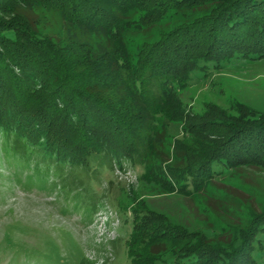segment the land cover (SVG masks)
Instances as JSON below:
<instances>
[{"label": "trees", "instance_id": "1", "mask_svg": "<svg viewBox=\"0 0 264 264\" xmlns=\"http://www.w3.org/2000/svg\"><path fill=\"white\" fill-rule=\"evenodd\" d=\"M128 36L144 38L135 54ZM259 59L264 0H0V130L57 169L127 158L144 183L193 197L225 170L264 169V113L235 101L197 114L177 90ZM127 217L131 264H264V204L231 240L143 206Z\"/></svg>", "mask_w": 264, "mask_h": 264}, {"label": "rangeland", "instance_id": "2", "mask_svg": "<svg viewBox=\"0 0 264 264\" xmlns=\"http://www.w3.org/2000/svg\"><path fill=\"white\" fill-rule=\"evenodd\" d=\"M179 20L181 14L169 12L162 22ZM127 39L133 54L144 40ZM192 78L177 90L192 112L202 113L210 102L228 110L237 101L264 113V59L232 61ZM182 124H169L170 141L182 137ZM33 147L0 130V264H131L124 243L134 206L214 241L231 240L264 204V169L254 165L225 170L201 194L186 198L144 183L142 167L127 158L60 170Z\"/></svg>", "mask_w": 264, "mask_h": 264}]
</instances>
